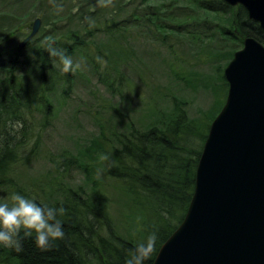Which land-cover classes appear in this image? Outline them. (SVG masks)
I'll list each match as a JSON object with an SVG mask.
<instances>
[{"label": "trees", "instance_id": "1", "mask_svg": "<svg viewBox=\"0 0 264 264\" xmlns=\"http://www.w3.org/2000/svg\"><path fill=\"white\" fill-rule=\"evenodd\" d=\"M3 1L0 0V4ZM59 1L61 3L56 2L62 6L68 0ZM71 1L76 4L68 6L66 15L50 11V26L57 36L42 29L46 42L56 39L55 46L72 57L91 46L100 49L101 43L96 38L106 37L102 42L108 49L105 55L108 65L115 64L113 73H117L118 64H140L156 59L158 72L162 74V70L164 77L170 78L165 87L170 86L171 90L180 88L183 83L190 86L192 77L197 74L195 69L204 66L206 71L209 67L213 74L215 72L216 79L219 74L221 89L226 95L228 84L224 68L243 47L245 38L254 37L264 43V31L249 19L245 8H233L224 0H113V6L109 7L97 6V0ZM87 15L91 22L84 19ZM65 17L67 24H55ZM14 32L9 34L14 36L18 30ZM134 36L145 41L142 55L148 59L138 56L134 50ZM46 42L37 45L32 39L24 47H18L10 45L8 34H0V199L20 193L34 198L38 204L63 208L65 211L58 219L65 235L47 250L38 248L33 238H25L20 251L0 245V261L9 264H125L128 250L149 233L156 232V250L145 262L153 264L162 245L184 220L211 123L225 100H216L207 117H192L186 108L181 109L186 101L173 96L172 111L155 108L157 124L145 130L132 127L129 133L116 137L117 154L108 163L99 160L96 163L100 168H97L94 162L99 153L96 157L93 155L94 144L85 154L67 151L61 158L50 159L58 168L56 176L34 181L30 183L33 188L27 189L24 182L17 180L16 167L24 160V151L32 137L29 117L39 111L44 118L42 125L48 124L55 91L66 96L72 87L70 77L78 72L65 74L53 67ZM161 50H165V54ZM94 62L93 70L99 82L112 94L124 97L128 87L121 73L114 76L102 73L98 60ZM32 72L37 74L31 76ZM30 77L34 79L31 85ZM36 81L41 88L36 86ZM203 82L207 86L206 81ZM217 87L220 86H212L215 92ZM86 156H94L95 160L89 158L87 162ZM98 170L107 171L120 186L114 197L106 192L101 185L103 181L95 175ZM72 171L88 180L89 191L65 181ZM122 198L136 209L130 219H137L139 227L130 225L123 230L115 223L112 211Z\"/></svg>", "mask_w": 264, "mask_h": 264}, {"label": "rangeland", "instance_id": "2", "mask_svg": "<svg viewBox=\"0 0 264 264\" xmlns=\"http://www.w3.org/2000/svg\"><path fill=\"white\" fill-rule=\"evenodd\" d=\"M56 1L55 4L61 6L59 4L61 2L58 0L59 3H57ZM34 2L36 3L34 4ZM48 2H51V0H4L0 4V34H8L10 45L19 47L20 43L31 32V27L28 28L29 25L33 26L35 21L40 19V30L33 38L35 44L42 45V42H46L42 38V29H46L49 35L57 36L52 31L54 27L50 26V11L56 9L52 2L47 4ZM74 4L76 2L74 3L71 0L65 1L62 3L63 11L56 12V14L66 15L69 9L68 6L71 7ZM86 17H90V15ZM25 23H28V25L26 26ZM67 23L66 17L59 22H55L59 26ZM17 30L18 33L11 36ZM134 38L136 39V42L132 40L134 50L137 51L138 56L143 57L142 42L145 41L139 37L134 36ZM106 39V37L96 38L101 43L100 49L91 46L78 51L75 56L71 57L74 65L79 63L80 67L76 69L78 70L77 75H71L70 77L72 87L66 96L57 94V91H55L52 117L49 123L42 125L44 118L39 111L33 112L32 117H29L32 124V137L24 151V160L22 159L16 167V178L18 181L24 182L22 184L27 185V189L33 188V184L30 183L34 181H42L50 175L56 176L58 168L50 159L51 157L61 158V155L67 151L85 154L87 149L92 148L94 144L93 155L96 157L99 153L97 155L99 157L101 153L106 154L109 158L105 162L108 163L117 154L116 137L121 133H129L132 127L145 130L151 125L157 124L158 121L154 118L155 108H157V111L168 109V111H172L173 96H177L178 100L186 101V105H182L181 109L186 108L185 110L192 117H207V112L213 108L216 100L226 101L227 93L225 95L224 89H221L222 82L219 74L216 79L215 72L213 74L212 69L209 67L207 68L208 72L204 66L197 67L195 69L197 74L192 77L193 82L190 86L183 83L184 85L180 88L172 90L170 86L165 87L170 78L168 75L164 77L165 73L162 70H160L162 74L158 72L156 59L145 60L140 64L133 62L118 64L117 73H113L112 67L115 64L112 62L108 65V60L105 57L108 49L102 41ZM222 45L225 44L222 42ZM226 46L230 47L231 45ZM161 52L165 54V50H161ZM98 57L106 61L103 66L98 62L100 72L113 73V76L121 73L128 87L124 97L112 94L97 79L93 69L94 61ZM143 58L148 59V57ZM110 69L111 71H109ZM36 74L37 72H32L31 76ZM30 79L28 82L31 85L34 79L32 77ZM203 80L206 81L207 86L204 85ZM35 84L38 87L41 85L39 81H36ZM215 85L220 86L216 88V92L212 88ZM218 108L220 107L218 106ZM36 142H39V144H34ZM33 146H36V149L35 147L33 149ZM90 151L92 152V150ZM94 156H86L84 159L87 162L89 158L95 160ZM99 160L98 158L94 163ZM96 165L97 168H100V164L96 163ZM106 172L98 170L95 175L100 178V181H103L101 185H104L106 192L114 197L118 194L117 191L120 186ZM65 181L69 185L79 189L82 188L85 191L91 189L88 180H85L84 176L77 173V171L70 172ZM127 203L130 204L127 199H120L112 211L115 223L121 226L123 230L128 229L130 225L138 226L135 222L137 219L135 221L130 219L133 213L136 214V209L133 208L132 204L128 205ZM0 264L9 263L0 261Z\"/></svg>", "mask_w": 264, "mask_h": 264}, {"label": "water", "instance_id": "3", "mask_svg": "<svg viewBox=\"0 0 264 264\" xmlns=\"http://www.w3.org/2000/svg\"><path fill=\"white\" fill-rule=\"evenodd\" d=\"M224 1L244 7L264 31V0ZM224 77L226 102L211 123L187 213L153 264H264V44L245 38Z\"/></svg>", "mask_w": 264, "mask_h": 264}, {"label": "clouds", "instance_id": "4", "mask_svg": "<svg viewBox=\"0 0 264 264\" xmlns=\"http://www.w3.org/2000/svg\"><path fill=\"white\" fill-rule=\"evenodd\" d=\"M51 2L57 13L63 11L62 6L55 4V0ZM97 6H113V0H97ZM84 19L91 22L89 17ZM45 47L53 67L60 72L66 74L80 67L79 63L74 65L72 58L64 50L57 48L53 40L49 39ZM97 60L102 66L106 64L102 58L98 57ZM108 158L106 154L99 155L101 161ZM64 211L63 208L38 204L34 198H27L20 193H12L7 199H0V245L20 251L22 241L33 238L38 248L49 249L53 242L64 238L63 225L58 219ZM157 239L156 232L149 233L144 240L128 250L125 264H145L156 250Z\"/></svg>", "mask_w": 264, "mask_h": 264}, {"label": "flooded vegetation", "instance_id": "5", "mask_svg": "<svg viewBox=\"0 0 264 264\" xmlns=\"http://www.w3.org/2000/svg\"><path fill=\"white\" fill-rule=\"evenodd\" d=\"M230 6V5H229ZM231 7H233V6H231ZM233 8H238V6H236V7H233Z\"/></svg>", "mask_w": 264, "mask_h": 264}]
</instances>
